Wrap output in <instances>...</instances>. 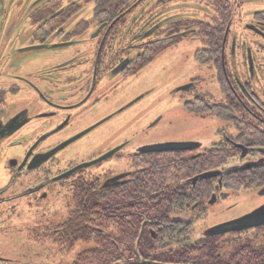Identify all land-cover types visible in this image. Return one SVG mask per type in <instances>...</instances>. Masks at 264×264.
Returning <instances> with one entry per match:
<instances>
[{
	"label": "flooded vegetation",
	"instance_id": "flooded-vegetation-1",
	"mask_svg": "<svg viewBox=\"0 0 264 264\" xmlns=\"http://www.w3.org/2000/svg\"><path fill=\"white\" fill-rule=\"evenodd\" d=\"M211 1L215 10L200 6L201 16L191 17L174 11L176 0H0V229H25L9 236L24 237L25 256L40 264L66 253L69 264L85 253L107 260L98 264H179L162 260L181 255L200 259L190 264H264V226L232 234L197 228L224 191L218 180L208 194L201 178L210 149L237 157L233 177L240 161L264 165V148L237 141V129L217 118L239 114L264 130V9L231 31L230 2ZM192 41L195 74L143 88L157 57L178 44L191 52ZM156 92L183 96L185 111L214 114L230 134L217 128L208 145L205 138L180 143L190 149H159L173 132H154L158 117L145 128L140 116L122 118ZM79 225L89 239L69 241Z\"/></svg>",
	"mask_w": 264,
	"mask_h": 264
},
{
	"label": "rangeland",
	"instance_id": "rangeland-1",
	"mask_svg": "<svg viewBox=\"0 0 264 264\" xmlns=\"http://www.w3.org/2000/svg\"><path fill=\"white\" fill-rule=\"evenodd\" d=\"M202 1H206V3L203 4L208 10H215V6L212 5L213 3L211 0ZM227 1L230 2L229 6H231L229 11L232 20L231 31H235V29L246 20L248 12L264 9V0ZM178 3H180V6L173 7L175 12H182L187 16L191 14V17H200L203 13V10L199 9V7H204V5L199 4L197 0H185L184 2L176 0V4ZM194 5H197L196 8H198V10ZM238 9L242 11L241 17L237 14ZM191 43L192 48H194V50L191 48V52L185 51L181 44H178L157 57V61L142 75L143 88L152 87L153 84L156 83L155 79L157 81L159 79L161 82L160 84L164 85H167L168 79H171L173 81L169 84V86H171L187 78V73H191V75L195 74L196 69H193V53L199 44L196 41H192ZM181 62L185 65L184 68L178 72L170 71L173 65H177ZM186 67H191V69H186ZM157 76L159 77L157 78ZM204 95L208 98H214V100H217L219 96V94ZM169 97V94H162L161 92L145 94L142 100L124 112L122 118L127 120L135 115L138 118L141 117L142 119L140 118V120H143L144 128L151 124L153 125L157 122V119H160L159 123L154 127V132L164 133L167 137H171L169 133L173 132L169 140L172 143L194 142L198 139H200L199 142H202L206 138L205 144L208 145L218 139L217 128H228L225 124L220 122L214 114L202 116L191 115L185 111L182 105L183 96L178 95L177 97H172L171 94V98ZM156 117L158 118L153 120ZM169 122L172 123L170 129H173V131H166L169 127ZM227 133L230 134V128L227 129ZM147 138L150 137L148 135H143V140H145V142L148 140ZM256 193L254 189L231 192L228 199H220L218 202L208 206L207 213L205 217L199 221L197 228L206 230L216 225L233 221L251 212L264 202V198L258 197ZM18 229V233H21V236H23L25 229L21 227L0 229V261H7L11 264H40L31 254L30 256H25L22 242L24 237H19L17 241H12L11 239L13 237H9L11 234L14 235ZM18 236L20 235L18 234ZM71 255L70 253L60 256L48 254L44 264H69L71 262ZM171 261L175 262V259L169 258L162 260L163 263H170Z\"/></svg>",
	"mask_w": 264,
	"mask_h": 264
},
{
	"label": "trees",
	"instance_id": "trees-1",
	"mask_svg": "<svg viewBox=\"0 0 264 264\" xmlns=\"http://www.w3.org/2000/svg\"><path fill=\"white\" fill-rule=\"evenodd\" d=\"M222 23H219V25H222V29L219 32V38H221L222 33L225 28V24L228 20V17H224ZM210 28V26H209ZM220 41V40H219ZM211 110V108H208L207 111ZM204 111V110H202ZM221 110H218V113ZM217 118H219L221 121L229 123L232 127L237 129L236 132V140L243 143L245 146L248 147H261L264 148V130L260 129L259 127L250 128L247 124V119H243V116L237 114V116L234 118L231 114H228L226 112H221L220 114H217ZM178 152H176L177 154ZM209 160L205 161L207 165V182L205 184L206 190L208 194L211 192L212 187L215 183L218 182V180L221 182V186L223 187L224 192H239L242 190H248V189H257L264 186V165L261 166V168L252 169L250 168L251 163L246 161H240L238 163L237 168L239 171V174L237 177H233V172L231 171V168L233 165H231L232 161L237 162V157L235 159H232L233 156L230 155L229 151L227 149H224L220 147L219 149L212 150L210 149L208 152ZM215 153V154H214ZM214 154V155H212ZM224 170L223 174H220V172ZM217 172L220 174L217 178H213V173ZM213 176H212V175ZM204 178V179H205ZM199 181V180H198ZM195 188V187H193ZM200 186H197V191L199 190ZM75 229V228H73ZM74 236L73 242H84L83 240L87 241L89 239L91 233L88 231V227L79 225L77 227V230L73 232L72 234ZM86 243V242H85ZM66 244V243H65ZM72 245V244H68ZM133 245V244H130ZM208 256V255H206ZM242 259H245L246 262L251 261V256H245L241 257ZM255 260H260L259 257H255ZM176 262L179 264H190V260H199V258H192L187 256H177ZM101 261L103 263H106V259H97L96 257H90L88 254H82L81 257L77 260V264H98L97 262ZM114 261V260H111ZM243 263V261H241Z\"/></svg>",
	"mask_w": 264,
	"mask_h": 264
},
{
	"label": "water",
	"instance_id": "water-1",
	"mask_svg": "<svg viewBox=\"0 0 264 264\" xmlns=\"http://www.w3.org/2000/svg\"><path fill=\"white\" fill-rule=\"evenodd\" d=\"M140 98L132 102L131 104H134L136 101H138ZM129 104V106L131 105ZM88 131H85L83 134L87 133ZM81 134V135H83ZM81 135H78L77 137L71 139L69 142L65 144L68 145L71 142H73L75 139H78ZM64 146V147H65ZM193 144H180V143H172L170 145H163L160 146L159 149L164 150H181V149H190L193 148ZM239 149H242V156L244 157L246 155V151L242 146H238ZM262 151V150H261ZM108 157L105 156V158ZM104 158V157H103ZM207 177V175H203L201 178ZM200 178V179H201ZM256 194L258 197L264 198V186L260 189H256ZM230 192H224L220 195V199H228L230 196ZM214 200L212 201V204H214ZM264 226V202L259 205L258 207L254 208L251 212L243 215L242 217H239L233 221L219 224L213 227L212 232L213 234H227V233H237L244 230L252 229L255 227ZM144 264H162V263H144Z\"/></svg>",
	"mask_w": 264,
	"mask_h": 264
}]
</instances>
